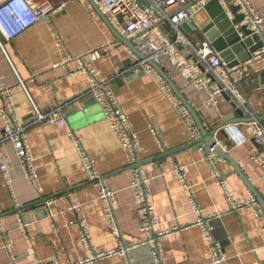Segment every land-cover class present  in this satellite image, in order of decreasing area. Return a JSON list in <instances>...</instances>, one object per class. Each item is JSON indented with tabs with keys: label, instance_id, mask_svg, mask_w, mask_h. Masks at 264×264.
I'll return each instance as SVG.
<instances>
[{
	"label": "crops",
	"instance_id": "obj_1",
	"mask_svg": "<svg viewBox=\"0 0 264 264\" xmlns=\"http://www.w3.org/2000/svg\"><path fill=\"white\" fill-rule=\"evenodd\" d=\"M252 2L264 17V0ZM64 6L55 16L15 39L7 42L0 38V78L8 86L20 84L13 97L22 122L30 124L36 108L47 112L54 104L67 103L64 109L67 125L28 127L37 184L26 179L15 146L0 142V264H12L13 256L16 264H78L93 254L116 251L120 245L137 246L133 249L137 250L134 257L132 250L129 257L112 254L86 264H154L150 249L142 244L145 234L139 227L140 214L132 189L133 170L126 150L116 139L103 109L91 96L86 74L67 75V71L76 67L74 62L57 67L66 59L65 55L80 57L110 45L114 46L108 48L95 68L111 79L110 87L141 143L140 158L147 162L142 168L149 180L158 228L186 227L159 241L165 262L214 264L210 245L204 239L202 227L197 225L200 216L193 210V198L203 211L202 218L210 219L212 236L222 245L228 264H264V219L249 209L238 212L230 209L229 198L206 152L195 146L188 124L174 106L175 93L171 95L161 89L154 74L133 77L137 74L126 73L134 57L117 45L118 40L94 17L88 0H68ZM193 15L198 26L211 21L205 9ZM165 32L169 33L166 28ZM187 36L194 42L203 40L198 34ZM137 42L135 39L134 45ZM180 51L191 56L186 48ZM160 65L209 131L239 124L250 139L248 142L235 146L229 133L218 136V140L264 200V173L259 161L253 159L262 149L252 142L254 128L249 124L248 111L245 109L244 116L237 113L225 94L217 98L216 104H210L208 89L196 88L168 61ZM238 90L249 109L263 117L262 75L241 78ZM3 126L0 116V138ZM70 131L83 136L99 175L116 195L114 212L120 238L109 226L99 189L86 178L84 163L69 140ZM178 167L184 168L185 182L176 172ZM215 167L225 178L235 201L245 202L254 196L231 162L219 157ZM5 168L9 170L11 183ZM49 200L53 201L47 205ZM73 205L78 206V211L71 209ZM20 217L30 224V238L19 230ZM81 218L91 232L90 245L82 241V230L74 224ZM7 241L12 243V253L4 247Z\"/></svg>",
	"mask_w": 264,
	"mask_h": 264
},
{
	"label": "built area",
	"instance_id": "obj_2",
	"mask_svg": "<svg viewBox=\"0 0 264 264\" xmlns=\"http://www.w3.org/2000/svg\"><path fill=\"white\" fill-rule=\"evenodd\" d=\"M68 0H0V38L4 41H10L26 32L31 27L43 23L55 16L61 11ZM98 5L100 11L107 18L108 22L126 39H138L135 45L138 51L145 55L146 59L142 60L136 56L128 47L120 41L117 45L123 46L124 50L134 57L132 65L127 69L126 73L130 74H154L160 82L161 89L171 95L174 93L168 83L153 68L149 60L157 63L163 58H168L170 66L179 73V75L187 79L196 88L208 89L210 92V104H216V100L220 95L228 94L240 106L244 107L250 114V125L254 128L252 138L256 140L261 147L262 152L257 154L253 159L261 164L262 173H264V125L263 117H259L249 109L244 96L238 90V82L241 78H253L260 76L264 72V17L254 8L252 0H219L226 12L228 18L234 19L232 9L237 8V15H242L244 20L240 24L246 26L254 35L261 38L263 47L257 51L250 61L240 63L236 67L230 68L223 60L221 54L216 52L212 43L203 39L197 42L192 41L182 30V25L186 22H195L193 12L205 9V6L211 0H93ZM94 17L102 21L99 14L92 6ZM103 22V21H102ZM103 24L107 27L105 22ZM165 25L170 27L169 33L165 32ZM109 30V28L107 27ZM111 33V31L109 30ZM112 34V33H111ZM171 34V37L169 36ZM114 37V36H113ZM101 48L89 52L80 57L65 55L63 63L57 65L65 67L69 63H76L73 70L67 71V75L75 77L80 73L86 74L89 82V92L94 101L103 109L106 120L111 126L116 139L126 150L130 167L133 170L132 189L136 194L137 211L140 214L139 227L145 234L142 244L150 249L151 258L154 264H167L161 254L159 241L162 238L171 236L172 233L178 232L186 227L174 226L168 230H159V220L152 202L153 195L150 192L149 180L145 176L142 166H136L142 159L140 153L142 151L136 133L131 130L128 119L120 107L117 97L111 89V79L103 77L95 68L96 62L108 53V48ZM180 48L189 50L192 58L180 51ZM8 86L0 78V116L3 121V132L0 138L1 143L10 142L15 146L19 163L25 173V177L32 184L38 183V174L35 169V157L31 146L28 144L27 132L28 127L33 124H59L67 125L65 116V107L67 103H57L42 112L36 108V113L31 119L30 124L22 122L16 111L13 91L19 87ZM174 106L179 110L183 119L188 124V128L192 134V140L198 141L201 138L200 130L189 112L188 108L182 102L175 98ZM224 129L229 133L235 146L245 144L250 139L240 130L239 124H228L218 128V131ZM69 140L77 149L81 161L84 163L85 175L88 181L99 189L100 200L105 203L106 217L110 228L117 238L121 233L117 228V221L114 212L116 195L106 185L104 178L99 175L95 161L88 153L83 136H79L70 131ZM201 151L206 152L208 160L215 169L216 178L220 181L223 190L226 192L230 209L238 212L242 209L252 210L260 219H264V210L259 206L258 200L251 196L245 202L238 203L234 200L228 189L225 178L216 170V159H219L214 148L203 143L200 147ZM7 180L11 183L9 170L4 169ZM182 182H185L186 175L184 168L176 169ZM190 189V187H189ZM49 200L47 205L52 203ZM193 210L200 216L197 225L202 227L204 239L210 245L214 264H228L227 257L224 254L222 245L214 240L212 236V228L209 226L210 219L202 218L203 211L196 205L194 199ZM72 210L78 211V206L73 205ZM74 224L82 230V241L90 245L91 232L85 225V221L81 218ZM19 230L30 238V224L22 217L19 219ZM5 249L12 253V243L7 241L4 245ZM137 246L124 247L116 251L103 254H93L86 261L78 264L91 263L95 259L117 254L123 257H129L130 252ZM12 264H16L15 256L12 257Z\"/></svg>",
	"mask_w": 264,
	"mask_h": 264
},
{
	"label": "water",
	"instance_id": "obj_3",
	"mask_svg": "<svg viewBox=\"0 0 264 264\" xmlns=\"http://www.w3.org/2000/svg\"><path fill=\"white\" fill-rule=\"evenodd\" d=\"M88 2L93 6L94 10L99 14L102 21L105 22L109 30L111 31L112 35L121 43H123L126 47H128L136 56L141 58L142 60H145V55H142L136 46L134 45V39H126L124 38L112 25L110 22H108L107 18L103 15V13L100 11L98 5L93 0H88ZM205 11L208 13L209 19L211 21L201 27L198 26L196 22H186L182 25V30L185 31L186 34L192 35V34H198L199 36H202L203 39L209 40L216 52H219L221 54V57L223 60L228 64L230 68L236 67V65H239L240 63H244L247 61H250L253 56L263 47V43L261 41V38L258 35L252 34L246 26H241L240 24L244 20L242 15H237L235 12L237 11V8L232 9V12L234 14V19L231 20L228 18L226 12L224 11V8L219 0H211L209 3L205 6ZM165 28L170 31V27L165 25ZM183 50V48H180ZM192 58V56H190ZM168 60V58H163L160 63H157L153 60H149V63L153 66V68L162 76V78L165 80L166 83L170 86L171 89H173L175 95L178 97V99L182 102L184 106H186L191 113L194 122L197 124L200 133L201 138L198 141H195L194 144L196 147L200 148L203 143H206L209 147L214 148L215 152L219 157H223L229 162L232 163L234 166L237 174H240L241 177L244 179V182L246 183L247 187L252 191L254 197L258 200L261 208L264 210V200L261 198L259 193L254 190V188L251 186V184L246 179L245 175L241 173L240 168L237 166V164L232 160L231 157L228 156V154L223 150L222 146H220L218 136L220 135H227V132L224 129H221L218 131V128H216L213 131H209L203 123H201L197 112L189 104L187 99L184 97L183 93L180 89H178L175 82L172 80V78L169 76L168 73H166L160 64L165 63ZM145 73H141L140 75H135L133 77L143 76ZM132 77V78H133ZM263 77V83H264V72L262 73ZM131 78V79H132ZM227 99L229 100L230 104L233 106L234 110L237 111V113L241 115H245V108L240 106L232 97L228 94H225ZM262 123L264 125V120H262ZM256 146L260 147L256 140L252 141ZM182 150V149H181ZM162 157V156H160ZM159 157V158H160ZM158 159V158H155ZM144 164H147V162H140L136 166H143ZM146 249H149L148 246H143ZM138 249V248H137ZM140 249V248H139ZM142 249V248H141ZM137 250H133L131 253V256L134 257Z\"/></svg>",
	"mask_w": 264,
	"mask_h": 264
}]
</instances>
